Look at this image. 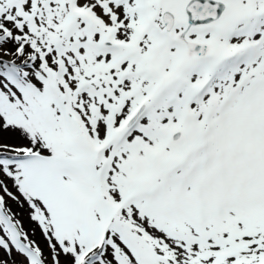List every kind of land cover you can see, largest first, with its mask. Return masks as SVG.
<instances>
[{
  "label": "snow or ice",
  "instance_id": "6c2138e0",
  "mask_svg": "<svg viewBox=\"0 0 264 264\" xmlns=\"http://www.w3.org/2000/svg\"><path fill=\"white\" fill-rule=\"evenodd\" d=\"M0 264H264V0H0Z\"/></svg>",
  "mask_w": 264,
  "mask_h": 264
}]
</instances>
